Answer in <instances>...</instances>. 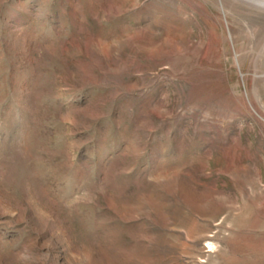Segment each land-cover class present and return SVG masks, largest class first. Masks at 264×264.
<instances>
[{
    "label": "rangeland",
    "instance_id": "obj_1",
    "mask_svg": "<svg viewBox=\"0 0 264 264\" xmlns=\"http://www.w3.org/2000/svg\"><path fill=\"white\" fill-rule=\"evenodd\" d=\"M259 4L0 0V264H264Z\"/></svg>",
    "mask_w": 264,
    "mask_h": 264
},
{
    "label": "bare ground",
    "instance_id": "obj_2",
    "mask_svg": "<svg viewBox=\"0 0 264 264\" xmlns=\"http://www.w3.org/2000/svg\"><path fill=\"white\" fill-rule=\"evenodd\" d=\"M231 1L237 3L240 0H231ZM254 1H256V2H258L260 4H262V6H264V0H254ZM226 2H227V0H211V3L217 8V10L218 9L221 10L224 14H225V11H226V9L228 7V6L226 7Z\"/></svg>",
    "mask_w": 264,
    "mask_h": 264
}]
</instances>
